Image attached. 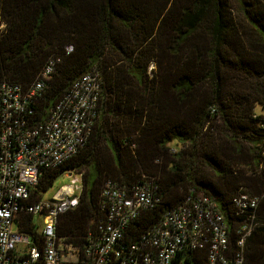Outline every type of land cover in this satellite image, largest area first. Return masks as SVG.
<instances>
[{"label": "trees", "instance_id": "obj_1", "mask_svg": "<svg viewBox=\"0 0 264 264\" xmlns=\"http://www.w3.org/2000/svg\"><path fill=\"white\" fill-rule=\"evenodd\" d=\"M0 25V81L27 89L54 62L35 99L37 120L76 78H99L85 144L43 169L31 190L36 202L59 175L80 176L57 237L85 243L104 216L106 180L157 185L160 202L132 221L131 239L191 193L229 218L231 199L246 193L258 202L243 264H264V112L256 111L264 110V0H0ZM17 222L40 246L32 215L19 212Z\"/></svg>", "mask_w": 264, "mask_h": 264}, {"label": "built area", "instance_id": "obj_2", "mask_svg": "<svg viewBox=\"0 0 264 264\" xmlns=\"http://www.w3.org/2000/svg\"><path fill=\"white\" fill-rule=\"evenodd\" d=\"M53 67L49 60L27 89L0 81V264H195L200 256L204 264H243L258 202L246 193L231 199L230 218L211 197L191 193L131 239L132 221L160 202L157 185L145 180L125 187L106 180L100 192L104 216L85 243L79 247L56 236L59 216L77 206L76 178L48 200L29 202L31 190L43 169L60 165L85 144L97 117L100 85L96 72L82 74L37 120L35 99ZM261 157L264 172V149ZM19 212L31 214L35 224L39 217L40 246L18 231ZM19 244L26 248L22 253Z\"/></svg>", "mask_w": 264, "mask_h": 264}, {"label": "rangeland", "instance_id": "obj_3", "mask_svg": "<svg viewBox=\"0 0 264 264\" xmlns=\"http://www.w3.org/2000/svg\"><path fill=\"white\" fill-rule=\"evenodd\" d=\"M2 25H0V28H1ZM256 111H263L261 108L259 107H256ZM175 142H171V144L173 145ZM73 178H76V182H75V186H76V190H75V193L78 194L79 191H80V186H81V183H80V178L77 174H74V173H71L69 176L66 175V173L64 174H61L59 175L53 182V185L45 192H43L41 194V200H48L50 198H52L54 196V194L57 192V190L62 186V185H66V184H71V180ZM35 221H36V224L38 226H40V219L39 217H36L35 218ZM11 230L12 231H16V225L14 223L11 224ZM16 249L22 253L26 250V248H22V246L19 244L16 246Z\"/></svg>", "mask_w": 264, "mask_h": 264}, {"label": "water", "instance_id": "obj_4", "mask_svg": "<svg viewBox=\"0 0 264 264\" xmlns=\"http://www.w3.org/2000/svg\"><path fill=\"white\" fill-rule=\"evenodd\" d=\"M70 174H71L70 172L66 173L67 176H69Z\"/></svg>", "mask_w": 264, "mask_h": 264}]
</instances>
